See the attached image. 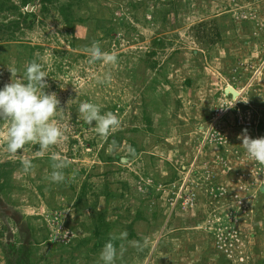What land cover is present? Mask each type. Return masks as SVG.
Instances as JSON below:
<instances>
[{
    "label": "rangeland",
    "instance_id": "obj_1",
    "mask_svg": "<svg viewBox=\"0 0 264 264\" xmlns=\"http://www.w3.org/2000/svg\"><path fill=\"white\" fill-rule=\"evenodd\" d=\"M39 1L9 0L19 10L0 12V88L10 71L24 78L40 63L64 138L12 156L0 123V264H15L21 245L32 264H101L102 248L68 249L100 212L113 226L115 264H264V164L238 139L244 129L264 137V0H54L48 12ZM94 44L116 62L91 61ZM227 87L236 106L214 119ZM85 101L120 126L98 134L78 112ZM57 170L61 182L51 179Z\"/></svg>",
    "mask_w": 264,
    "mask_h": 264
},
{
    "label": "clouds",
    "instance_id": "obj_2",
    "mask_svg": "<svg viewBox=\"0 0 264 264\" xmlns=\"http://www.w3.org/2000/svg\"><path fill=\"white\" fill-rule=\"evenodd\" d=\"M91 61L100 60L104 63H114L117 60L115 53L101 50L93 45L88 50ZM0 88V123H6L5 150L12 156H23L25 146L39 144L41 150L57 144L64 134L58 126L54 116L57 113L60 101L55 93L47 94L44 89L48 87L47 74L43 66L35 61L28 64L24 78L17 77ZM78 112L85 124L94 125L101 136H107L120 126V120L112 112L101 113L100 106L91 102H81ZM246 154L253 160L264 164V137L253 139L244 129L238 137ZM66 164H56V169L66 167ZM25 172L32 168L30 159H22ZM51 179L59 182L64 180L62 171H54ZM126 236L122 233L121 237ZM117 248L110 240L104 245L99 260L101 264H115Z\"/></svg>",
    "mask_w": 264,
    "mask_h": 264
},
{
    "label": "trees",
    "instance_id": "obj_3",
    "mask_svg": "<svg viewBox=\"0 0 264 264\" xmlns=\"http://www.w3.org/2000/svg\"><path fill=\"white\" fill-rule=\"evenodd\" d=\"M19 4L22 8H26L28 4H30V2L32 0H18ZM40 4V8H41V12H48V10L50 9L49 6H51L52 4H54V0H40L39 1ZM9 0H0V12L1 11H5V9L7 10H19V7H17L16 5H8ZM70 5L69 3H66L65 6L61 7V11L66 12L64 15V21L66 24H68L70 26V18H68V11L70 9ZM23 13H19L18 15L20 16ZM25 17H33L35 16L34 13L32 12H24ZM16 29L19 28L20 23L19 22H15V23H11ZM158 47L162 46V42L159 40L157 41ZM156 51L151 50L150 52L147 53L148 56H154ZM156 66V63H152L151 64V68H154ZM119 140L118 137H116L115 135L109 137V141L111 143H113V145L115 144V142ZM133 154V151H130L129 154L125 157L126 160L127 159H131ZM118 160H120V158H117ZM109 161H111V159H109ZM113 161V160H112ZM7 174V172L5 171H0V181L2 180L3 177H5ZM61 182V181H60ZM60 186V185H59ZM125 187V186H124ZM4 184L3 182L0 184V193L1 194H5L4 192ZM72 189V188H71ZM108 186H106L104 188L105 191V198L106 201L113 196L112 193H110L109 191H107ZM84 188L82 189V193L79 194V196L77 197V202H82V196L84 194L83 192ZM263 192V191H262ZM261 190H259V193L262 194ZM260 209V208H259ZM257 209L255 212V217L257 219V221H261L262 219V211L261 209L259 210ZM113 230V226L111 223H107L104 221V212H100L97 216V219L95 220V224H93L92 227V231L90 232L88 237L79 239L76 241V244L72 246H69L68 249L70 250V253H74L76 252H80V250H86V252H90V253H97V251L101 248L104 247V245L106 243H108L110 240L115 242L116 239L114 238V236L109 235L110 232ZM132 228L131 226L129 227V237H132ZM92 246L89 247V244L92 243ZM15 264H32V259H31V255H32V249L29 245H21L20 247H18L15 251Z\"/></svg>",
    "mask_w": 264,
    "mask_h": 264
},
{
    "label": "built area",
    "instance_id": "obj_4",
    "mask_svg": "<svg viewBox=\"0 0 264 264\" xmlns=\"http://www.w3.org/2000/svg\"><path fill=\"white\" fill-rule=\"evenodd\" d=\"M228 95H230V94H228ZM230 97H231V95H230ZM237 98L236 97L235 98L231 97V99H230V101L228 103H225L223 105V107L219 109L218 112H215L216 114L213 115V118L214 119L219 118V117L221 118L223 116L224 112L226 113L228 110L234 108L236 106ZM238 123L239 124L242 123V119L239 116H238ZM214 133L215 132H214V130L212 131V129H209V130L206 131L205 135H203V137H204L203 138L204 139V142H203L204 144L203 145H205L207 141L212 140V138H214L213 137ZM209 136H211V139L209 138Z\"/></svg>",
    "mask_w": 264,
    "mask_h": 264
},
{
    "label": "water",
    "instance_id": "obj_5",
    "mask_svg": "<svg viewBox=\"0 0 264 264\" xmlns=\"http://www.w3.org/2000/svg\"><path fill=\"white\" fill-rule=\"evenodd\" d=\"M225 94H230L231 97H233V98L237 97V96H236L237 93L235 92V90H234L232 87H227V88L225 89ZM121 160H122V161H125L124 158H122ZM263 190H264V185H263L262 188H261V191H263Z\"/></svg>",
    "mask_w": 264,
    "mask_h": 264
}]
</instances>
